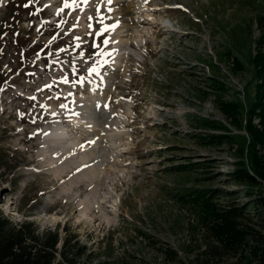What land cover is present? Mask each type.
Returning <instances> with one entry per match:
<instances>
[{"label":"rangeland","instance_id":"rangeland-1","mask_svg":"<svg viewBox=\"0 0 264 264\" xmlns=\"http://www.w3.org/2000/svg\"><path fill=\"white\" fill-rule=\"evenodd\" d=\"M262 12L264 0H0V212L78 240V264H264V139L244 131L264 128ZM94 98L103 127L83 108ZM58 123L87 152L92 132L125 128L122 172L68 176L81 155L60 160L47 138ZM193 189L237 215L232 252L216 215L180 201ZM105 195L120 197L116 215L92 212Z\"/></svg>","mask_w":264,"mask_h":264},{"label":"trees","instance_id":"trees-1","mask_svg":"<svg viewBox=\"0 0 264 264\" xmlns=\"http://www.w3.org/2000/svg\"><path fill=\"white\" fill-rule=\"evenodd\" d=\"M257 20L261 34L256 44L259 49H262L264 48V12L259 15ZM254 65L259 70L258 74H260V77L264 78V55L262 53L254 58ZM260 87L262 88L264 85H260ZM262 125L263 128L264 123ZM237 130L241 131L242 129ZM244 131L249 136L252 134L255 138L264 139V128L260 130L261 132L259 131V134L257 128H255V131H250L248 128ZM221 136L211 135L210 137L213 141V139L221 138ZM255 144V141L252 139L248 145L253 146ZM244 155L245 151L241 149L239 157L242 159ZM241 159L236 163V166L240 168L246 163ZM182 166L184 167H181L178 172L196 169L190 164ZM262 175L264 176V171ZM244 177L247 183L251 185L258 184L255 176L249 174L247 171ZM209 198H211V191L193 189L180 196V201L200 206L210 211L214 216L216 215L213 225L216 230V239L221 246L228 247L230 249L229 252H232L233 247L242 240V233L236 227L237 215L233 213V209H225L219 212L212 199ZM61 243L62 245H60ZM82 255L83 248L80 246L79 241L77 240L72 243L67 238L63 239L60 228L40 231L34 223L15 222L0 212V264H78Z\"/></svg>","mask_w":264,"mask_h":264},{"label":"bare ground","instance_id":"bare-ground-1","mask_svg":"<svg viewBox=\"0 0 264 264\" xmlns=\"http://www.w3.org/2000/svg\"><path fill=\"white\" fill-rule=\"evenodd\" d=\"M141 7H143V6H141ZM122 11L125 13V15H128L129 12H130V9L124 8ZM142 19H146L147 20V19H152V18H150V16H148L147 18L145 16H142ZM162 25L163 26H161L160 28H165L164 27V25H165L164 22L162 23ZM165 31H168V30H165ZM96 102H97V99L94 98L92 101L91 100L88 101L87 104L84 105L83 108H85V112H87L86 114H88L90 116V117H87L88 120H93L92 123L93 124L96 123V127H101V126L103 127V124L108 122L107 121V117L105 116L104 113H102V112L98 111L97 109L93 108L92 105L96 104ZM77 114H79L78 117L82 121L86 118V116L84 114H82V113L78 112ZM87 123H89V122H87ZM76 124L80 125L81 123L78 121ZM66 127H68V126L58 123L57 126L53 129V131L49 133L47 138L48 139L51 138L52 141L49 140L50 143H54L55 144V143L58 142L59 145H61V147L63 149L61 152H63V153H61L62 156H61L60 160L64 159L66 161L68 159H71V157L74 158L75 155H77V154L81 155L80 158H77L79 166L78 167H73L72 170L69 173H67L68 176L69 175L71 176V174L76 173L78 171V169L82 168V167H83V169L84 168H90V174L95 179H97L98 181L101 178V175H103L104 173L108 174V175H112L114 177H117L118 173L122 172V167H123L124 164L122 162H120V160L114 159V154L116 152L117 145L113 141H115V138L118 136V134L122 133V131H127V130H125L124 127H123L124 129H122V131H119V133H116L114 128L112 130V131H114V133L112 132L111 134H110V132H109V134L107 133L108 130L107 131L103 130V131H106V133L108 134L106 136L109 139L96 137L97 134H95V132H92L91 136L88 137V140L90 141V143H92L94 145V148H93V146L90 147L91 149L92 148L94 149L91 152H90V150H89V152H87V146L88 145H86V144L84 145V144H82V142H77L74 138H71L70 135H69V132L71 131V129L69 130V128H66ZM101 131H102V129H101ZM104 142H111L112 144L107 146V145L104 144ZM64 150H65V152H64ZM92 156H94V158L97 157V159L99 161L98 166H96V165L91 166L90 165V159L92 158ZM100 166H102V168L98 170L97 167H100ZM84 186H85L84 183H82V184L80 183L77 186V188L79 190H81L82 187H84ZM97 186H98V184H97ZM100 186H101V184H100ZM107 190H106V194H111V192H109ZM96 204L98 206L96 205L95 208L92 209V212H96V209H98V213H102L103 214V212L106 211V212H108L110 214L114 213V215H116L115 213H117V210H118L119 205H120V197L117 196V198H115L114 200L111 201V199L109 200V196L105 195V197L101 198L100 200H97ZM94 215H96V213ZM102 218H104V217H102ZM102 220H104V219H102ZM105 220H109V219H106V214H105ZM105 220L103 222H107Z\"/></svg>","mask_w":264,"mask_h":264},{"label":"snow or ice","instance_id":"snow-or-ice-1","mask_svg":"<svg viewBox=\"0 0 264 264\" xmlns=\"http://www.w3.org/2000/svg\"><path fill=\"white\" fill-rule=\"evenodd\" d=\"M109 3H111V0H109Z\"/></svg>","mask_w":264,"mask_h":264}]
</instances>
